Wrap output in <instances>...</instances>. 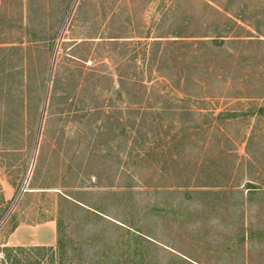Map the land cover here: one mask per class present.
Returning <instances> with one entry per match:
<instances>
[{
    "label": "rangeland",
    "instance_id": "rangeland-1",
    "mask_svg": "<svg viewBox=\"0 0 264 264\" xmlns=\"http://www.w3.org/2000/svg\"><path fill=\"white\" fill-rule=\"evenodd\" d=\"M58 221L71 264H264V0H0V264Z\"/></svg>",
    "mask_w": 264,
    "mask_h": 264
},
{
    "label": "trees",
    "instance_id": "trees-1",
    "mask_svg": "<svg viewBox=\"0 0 264 264\" xmlns=\"http://www.w3.org/2000/svg\"><path fill=\"white\" fill-rule=\"evenodd\" d=\"M219 116H221V114ZM57 232H58V240H57L58 252H57L56 258L58 257L57 258L58 264H71V259L69 256H67L66 246H65L64 241H63V228H62V223L60 221H58V223H57ZM127 232L130 233V230L128 229ZM141 240H142V237L140 235H136L135 233H133L134 251L132 250L133 253L129 258H127L128 259L127 261H132V262L135 261L134 264L137 263V261H138L137 264H144L143 262L145 259L142 257V255L137 254V252H140L139 248H140V241ZM6 251H8V253H6L8 260H11V257L13 256V255H11V251H13V249L12 250H6ZM18 251H24V250L22 248H19ZM10 263L11 264H19L17 262V260H15V259L11 260ZM33 264H39V262H35Z\"/></svg>",
    "mask_w": 264,
    "mask_h": 264
}]
</instances>
